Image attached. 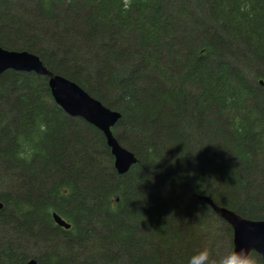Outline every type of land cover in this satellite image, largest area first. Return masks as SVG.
I'll list each match as a JSON object with an SVG mask.
<instances>
[{"label":"trees","instance_id":"obj_1","mask_svg":"<svg viewBox=\"0 0 264 264\" xmlns=\"http://www.w3.org/2000/svg\"><path fill=\"white\" fill-rule=\"evenodd\" d=\"M20 2L0 0V46L120 112L112 132L137 162L119 174L46 76L0 73V264L217 260L233 231L197 196L264 219V0ZM37 118L48 134L20 161Z\"/></svg>","mask_w":264,"mask_h":264},{"label":"water","instance_id":"obj_2","mask_svg":"<svg viewBox=\"0 0 264 264\" xmlns=\"http://www.w3.org/2000/svg\"><path fill=\"white\" fill-rule=\"evenodd\" d=\"M8 69L46 76L54 102L67 115L80 117L102 131L119 174L126 173L137 162L135 154L123 147L112 132V127L120 118V112L106 107L71 79L53 73L35 53L0 46V73ZM197 198L208 204L216 215L229 224L233 231L232 243L237 250L244 247L264 255V219L244 218L226 207L217 205L208 196H197ZM2 207L3 203L0 201V209ZM53 217L60 226L66 229L70 227V224L58 215L53 213ZM29 264L36 262L32 259Z\"/></svg>","mask_w":264,"mask_h":264},{"label":"clouds","instance_id":"obj_3","mask_svg":"<svg viewBox=\"0 0 264 264\" xmlns=\"http://www.w3.org/2000/svg\"><path fill=\"white\" fill-rule=\"evenodd\" d=\"M48 131V126L43 119L37 118L31 133L19 137L15 152L16 158L24 162L30 161L40 150L38 145L45 139ZM187 264H264V255L244 247L237 250L233 246L217 260H211L209 250L204 248L195 252L188 259Z\"/></svg>","mask_w":264,"mask_h":264},{"label":"rangeland","instance_id":"obj_4","mask_svg":"<svg viewBox=\"0 0 264 264\" xmlns=\"http://www.w3.org/2000/svg\"><path fill=\"white\" fill-rule=\"evenodd\" d=\"M9 1H12L13 3H18V4L21 3L20 0H9ZM217 232L220 233L221 236H223L222 234H224L223 231H221V228H220V227H219V230H217ZM221 238H222V237H221ZM40 247H41V246H39V247H38L37 249H35V250H39Z\"/></svg>","mask_w":264,"mask_h":264},{"label":"bare ground","instance_id":"obj_5","mask_svg":"<svg viewBox=\"0 0 264 264\" xmlns=\"http://www.w3.org/2000/svg\"><path fill=\"white\" fill-rule=\"evenodd\" d=\"M109 147V146H108ZM113 156V155H112ZM114 168H115V166H114ZM116 169V168H115ZM226 222V221H225Z\"/></svg>","mask_w":264,"mask_h":264}]
</instances>
